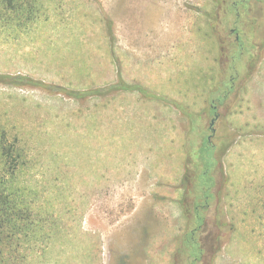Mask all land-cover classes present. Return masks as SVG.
Returning a JSON list of instances; mask_svg holds the SVG:
<instances>
[{
	"label": "rangeland",
	"instance_id": "obj_1",
	"mask_svg": "<svg viewBox=\"0 0 264 264\" xmlns=\"http://www.w3.org/2000/svg\"><path fill=\"white\" fill-rule=\"evenodd\" d=\"M218 1L21 0L32 15L19 20L0 6V141L21 154L0 175L30 222L7 229L2 264H188L205 201L197 264H264V0L241 25L256 63L239 60L212 134L228 87L219 37L233 38L213 29ZM211 134L233 145L207 198L196 180Z\"/></svg>",
	"mask_w": 264,
	"mask_h": 264
},
{
	"label": "trees",
	"instance_id": "obj_2",
	"mask_svg": "<svg viewBox=\"0 0 264 264\" xmlns=\"http://www.w3.org/2000/svg\"><path fill=\"white\" fill-rule=\"evenodd\" d=\"M20 1L21 0H0V6L2 9L12 11V13L15 14L14 19L19 20L21 15L30 17L32 15V9L27 6H20ZM253 1L261 2L262 0H224V4H220L218 1L220 12H217L214 16L213 20L215 21V24L213 25V29L218 34L222 30L233 38L219 37L222 54L229 58L228 63L224 64L222 62L224 64L222 65V71L223 74L227 75L226 84L228 87L223 91L221 98H214L213 104L210 106L211 116L213 113L218 112L219 108L226 106V102L228 101L232 90L235 88L236 80L246 75V73L243 76L241 75L239 60L243 57L253 56L254 59L250 64V68H253L256 63V55L251 53V49L248 48V45H245V42L247 41L243 36L245 35L243 31H246V29L241 27V25L245 24L247 20L245 15L250 13ZM233 30L234 32L239 33L240 37L238 40ZM229 52L232 53L231 56L229 55L231 54ZM227 69H229V75L227 74ZM249 70L251 69H248L247 72H249ZM1 77L6 78L5 76ZM116 90H118V85L84 92L72 91L71 94L74 97L82 98L87 96L105 95ZM232 145V142L227 144L224 143L222 149L218 150L215 143H213L212 140H209V135L203 139L200 147L201 149L198 152L200 164L203 166V169L196 181L199 182L200 180L203 185H205V190L203 189L204 197H208L209 194L211 195V189L216 185V182L219 181L215 174H219V172L222 171V157L229 151ZM218 152L220 156L217 155ZM0 156V158H2L0 164H3V166L8 169H13L16 163L19 164L18 162L21 158V154L17 149L13 148L12 145L5 144L4 140L0 141ZM16 169L17 168L15 167L13 170ZM9 174L11 175L9 180L14 181V171ZM194 183L195 181H192L191 176L188 174L182 180V186L185 190L187 188H192ZM18 195L19 191L13 189V187H7L5 185L4 176L0 175V264H2L4 260L3 246H5V240L12 236L7 232V229L18 230L17 232L19 233L25 230L24 232L27 233L26 227L30 224L28 219L23 218V216L29 214V212L26 213V210L20 203ZM203 205H205V207H203ZM209 207L210 205L208 201L206 203L195 202L193 204L192 216L189 220L190 223L188 221L191 229L187 232L184 242V246L188 248V253L190 251L189 257L186 256L188 258V264H197L198 262L203 261L205 252L198 240V234L206 225V218L202 212ZM192 219L194 220V223L191 222ZM9 234L11 236H9Z\"/></svg>",
	"mask_w": 264,
	"mask_h": 264
},
{
	"label": "flooded vegetation",
	"instance_id": "obj_3",
	"mask_svg": "<svg viewBox=\"0 0 264 264\" xmlns=\"http://www.w3.org/2000/svg\"><path fill=\"white\" fill-rule=\"evenodd\" d=\"M245 24H246V26H248L249 23L246 21ZM244 29L248 30L247 28H244ZM233 32H234V30H233ZM234 33H235L236 38H237V40H238L239 37H240V36H239V33H236V32H234ZM243 33L246 34V31H243ZM209 115L211 116V113H209ZM219 119H220V112H219V111H218V112H215V113L212 114L211 121H210V124H209V128H210V131H212L213 133L216 132L215 124H216V122H217ZM213 133H212V134H213ZM212 134L209 135V140H211ZM207 198H208V197H207ZM205 202H207V201H205ZM203 207H205V205H203Z\"/></svg>",
	"mask_w": 264,
	"mask_h": 264
}]
</instances>
